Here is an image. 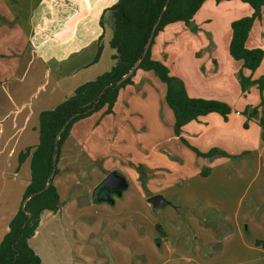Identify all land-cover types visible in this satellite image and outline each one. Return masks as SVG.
<instances>
[{
    "label": "crops",
    "instance_id": "1",
    "mask_svg": "<svg viewBox=\"0 0 264 264\" xmlns=\"http://www.w3.org/2000/svg\"><path fill=\"white\" fill-rule=\"evenodd\" d=\"M116 2L0 0V201L5 200L0 204V242L29 182V157L19 162L18 156L38 143L39 113L53 109L78 86L114 64V50L109 45L114 31L110 7ZM214 2H203L199 9L223 6L239 11L233 20L252 13L239 0ZM202 23L193 18L189 25L180 21L167 24L153 39L151 57L181 80L190 97L231 105L227 120L208 113L184 125L181 136L201 152L218 148L228 155H240L238 159H208L182 143L173 133V115L164 100L165 84L152 71L135 70L132 83L119 89L111 112L103 107L74 122L61 146L53 184L62 206L57 212L42 211L28 239L40 264L263 263L257 201L264 204V132L255 121L244 128L242 113L236 109L243 96L236 78L242 61L229 54L231 28L226 47L218 48L213 47L209 31L196 32ZM263 45L262 16L254 20L245 47ZM243 72L249 75L246 69ZM259 75L253 73L252 77ZM253 88L245 103L258 100L256 85ZM137 164L143 167L147 191L133 167ZM206 167L208 175L201 176ZM113 170L125 177L128 191L118 197L110 194L112 202L99 201L94 192L106 188L96 187ZM133 193L137 207L121 209ZM154 194L168 204L153 209L146 199ZM179 210L194 220L198 215L211 220L201 246L182 240L178 234L182 224L166 219L179 215ZM92 213L93 220H86ZM156 222L161 223L163 236L157 237ZM218 232L221 239L215 237ZM91 236H101L92 243L99 251L89 250ZM216 242L220 250L205 259L203 250ZM241 249L250 255H240Z\"/></svg>",
    "mask_w": 264,
    "mask_h": 264
},
{
    "label": "trees",
    "instance_id": "2",
    "mask_svg": "<svg viewBox=\"0 0 264 264\" xmlns=\"http://www.w3.org/2000/svg\"><path fill=\"white\" fill-rule=\"evenodd\" d=\"M204 1L117 0L110 7L114 19V31L109 45L114 50L112 54L114 64L94 80L78 86L71 96L53 109L42 110L38 116V143L19 153V162L29 157L30 177L20 206L9 221L8 231L0 242V264H40V258L29 246L28 239L34 234L42 211L57 212L62 206L53 179L49 178L53 169L54 176L58 172L57 162L61 146L74 122L103 107H106L107 113L111 112L119 89L132 83L135 71L123 80L122 78L128 74L136 62H138L136 70L152 71L165 84L164 100L173 115V133L182 143L197 155L208 159L217 156H231L218 148L201 152L181 136L184 125L208 113H218L224 120H227L231 106L215 99L190 97L181 80L172 75L163 62L153 59L150 53L153 39L159 31L167 24L177 21L189 25L193 15ZM239 1L248 4L252 8V13L231 22L228 51L233 59L241 60L242 68L252 75L263 58L264 50L262 48L248 49L245 47V41L254 20L264 17V0ZM154 25L156 27L152 33ZM149 39V48L143 56L144 46ZM100 49L99 46L95 59ZM236 77L242 91L249 84L257 85L260 90L264 89L263 77L250 81V76H244L242 69L237 71ZM254 112L255 107L250 108L249 116ZM243 125L247 126L246 123ZM260 125L264 127V115L260 117ZM239 156L233 157L238 158ZM133 167L139 174L141 185L145 187L142 165L137 164ZM208 173L209 168L207 167L200 171L201 176H206ZM47 183L49 184L45 188Z\"/></svg>",
    "mask_w": 264,
    "mask_h": 264
},
{
    "label": "rangeland",
    "instance_id": "3",
    "mask_svg": "<svg viewBox=\"0 0 264 264\" xmlns=\"http://www.w3.org/2000/svg\"><path fill=\"white\" fill-rule=\"evenodd\" d=\"M214 1L215 0H207V1L205 0L204 2L205 3L207 2V3L212 4V3H215ZM242 3H244V2H242ZM244 5L246 7H249V5L246 4V3H244ZM249 9H252V8H249ZM237 12L239 13V11H237V10L229 9L227 7L224 8L223 6H218V7H215L213 9H209L208 7L201 8V9L197 10L195 12V14L193 15V18H194L195 21H198V20H201V19L203 20L202 26H198V29L196 30V32L197 31H200V32H203V34H205V31H209L208 33H211V35H213V37H212L213 47L215 45L218 48H224V47H226L225 46L226 38L230 34V28H231V22L232 21H230L229 24H227V22L229 20H233V18L237 15ZM245 16H249V15H245ZM208 37H210V36H208ZM209 40H211V38H209ZM212 40L210 42H208L209 43L208 44V47H211L212 46V44H210L212 42ZM259 47H261L264 50V45L263 46H259ZM263 59H264V55H263ZM240 69H242V71H243V68L242 67ZM253 73H255L256 75L257 74H260V75L258 77H255V76L252 77ZM253 73H252V75H248V74H244V72H243L244 76H248V77L250 76V78H249L250 81L256 80V79H258L260 77H263L264 78V62L262 64L260 62V64L255 69V72H253ZM253 86H255V84H249V85H247L245 87V90L244 91H242L240 89L241 90L240 93L243 96H242V98H240V101H239V103L237 105L238 107L236 109L239 110V112L242 113L243 123H246V125H247V126H244L243 125L244 128H248L249 123L252 122V121L257 122V124L260 125V117H262V115H264V89L263 90H260L257 87V85H256L257 91L259 92L258 100L253 101V99H252V101L254 102L253 104L245 103L244 98H247L248 96H252L253 93H254L253 92V89H254ZM224 100H227V99L225 98ZM233 100H238V98L236 96H234L233 97ZM219 101H221V100H219ZM222 102L227 103L228 105H230L227 101H222ZM252 107H255V112L251 116H249L248 110L250 108H252ZM105 110H106V107H105ZM260 127L263 130L262 132H264V127H262L261 125H260ZM229 157H230L231 160H234L235 159L233 157V155H231ZM236 159H238V158H236ZM138 180H139V174H138ZM139 183L141 185V181L140 180H139ZM141 187H142L143 191H147L146 190V186L144 187V186L141 185ZM127 191H128V188L125 189L122 194L124 195V193L125 192L127 193ZM113 195L118 197V195H116V194H113ZM4 196H5V194H3V197ZM165 200L167 201V199H165ZM3 201H5V200L2 199L0 201V204H3L4 203ZM137 202L138 201H137V198L135 196V193H133L131 195H128V202L125 204V206L124 205H121L120 208L121 209L122 208H126L127 210L129 209V207H134L135 208V207H137ZM258 205H260V207H258ZM257 207L260 209V211H259V217H258V219H259V222H258L259 233L258 234L260 236H263L264 237V204L261 203V201H259V202L257 201ZM241 208L244 209V203L242 204V207ZM179 212H180L179 215H175V214L167 215L166 219H168L172 224H177V225L182 224V231L181 230L178 231V234H179V236L181 237L182 240L183 239H186L187 242H189V245H195V246H198V247L201 246L203 244V241L206 240L207 236L209 235V233L207 232V230L209 229V227H205V226H210L209 221H211V220H209L208 219L209 217H208L207 218L208 221H207L206 218H203L202 217V215H198L196 217L197 219L194 220V217L188 218V215L186 213H184L183 211L179 210ZM255 212L258 213V209L255 210ZM91 215H92V217H90V216L89 217H86V220L87 219L89 221L90 220H93L94 214L92 213ZM95 217L98 220L99 215L98 216L96 215ZM251 217L254 218V216H251ZM255 218L257 219V217H255ZM160 222H156V226H155V230L157 231V237H158V235L163 236V233H164L163 230L164 229H163L162 225L165 228L167 226L164 222L163 223L161 222L162 223V225H161ZM215 222L216 221H214V223ZM219 223H220V221H219ZM219 223H217V225ZM244 224H245V222H244ZM243 230H245L244 227H243ZM244 232H247V231H244ZM99 234L100 233H98V235ZM109 234L110 233H108V232L105 233V235H107L108 237H109ZM95 235H97V234H95ZM99 237H101V236H96V238H95V236H91L88 239L87 245L92 246V248H89L90 251L96 252V251H99L100 250L99 249V246H96V244H92V243H96L97 240H95V239H99ZM135 237L136 236L134 234V239H135ZM215 237L217 239H221L222 233H220V232L215 233ZM220 248H221V245H220L219 242L214 243L210 248H207V249H204L203 250V253H205V254H203V257L205 259H207L208 257L210 258V256H212L213 254H215L216 252H218L220 250ZM239 253H240V255L241 254H244L246 256L250 255V253L248 251H246L245 249H241V251ZM262 253H264V252L262 251ZM234 254H237V253H234ZM231 256L232 255L229 254L227 256V259H230ZM97 257H100V256L97 255ZM106 257L110 259L109 255L106 256ZM205 259H203V260H205ZM98 264H103V263H98ZM104 264H108V263H104ZM135 264H139V263H135ZM191 264H193V263H191ZM262 264H264V261H263Z\"/></svg>",
    "mask_w": 264,
    "mask_h": 264
},
{
    "label": "water",
    "instance_id": "4",
    "mask_svg": "<svg viewBox=\"0 0 264 264\" xmlns=\"http://www.w3.org/2000/svg\"><path fill=\"white\" fill-rule=\"evenodd\" d=\"M156 25H154L153 29H152V33L155 30ZM151 39V38H150ZM150 39L148 40V42L145 44L142 55L144 56L149 48V44H150ZM138 65V62H136L132 68L130 69V71L128 72V74L126 76H124L122 78V80L129 76L133 71L136 70ZM54 177V169L52 170V172L50 173V180H52ZM49 183H47L45 185V188L48 186ZM128 184L127 181L125 179V177L123 175H121L120 173H118L117 171L113 170L111 172H109L99 183V185L96 187L97 188H106L108 190V192H110L108 194L107 197L104 196V194H102L101 192H94V197L99 200V201H107V202H112L111 198H110V194H116L118 196L121 195L122 191H124L125 189H127ZM146 201L151 205V207L153 209L156 208H160L163 205L168 204V201H166L161 195L159 194H154L150 197H148L146 199Z\"/></svg>",
    "mask_w": 264,
    "mask_h": 264
},
{
    "label": "flooded vegetation",
    "instance_id": "5",
    "mask_svg": "<svg viewBox=\"0 0 264 264\" xmlns=\"http://www.w3.org/2000/svg\"><path fill=\"white\" fill-rule=\"evenodd\" d=\"M107 191L108 190H106V189H101L102 194H107Z\"/></svg>",
    "mask_w": 264,
    "mask_h": 264
},
{
    "label": "built area",
    "instance_id": "6",
    "mask_svg": "<svg viewBox=\"0 0 264 264\" xmlns=\"http://www.w3.org/2000/svg\"><path fill=\"white\" fill-rule=\"evenodd\" d=\"M235 114L239 115V112H238V111H236V112H235Z\"/></svg>",
    "mask_w": 264,
    "mask_h": 264
}]
</instances>
